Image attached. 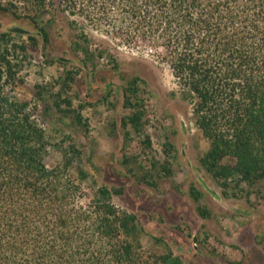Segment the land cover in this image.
Masks as SVG:
<instances>
[{"label": "trees", "instance_id": "trees-1", "mask_svg": "<svg viewBox=\"0 0 264 264\" xmlns=\"http://www.w3.org/2000/svg\"><path fill=\"white\" fill-rule=\"evenodd\" d=\"M58 1L116 44L151 47L209 141L201 162L215 179L264 178V0ZM28 40L0 31V264H184L144 250L136 216L107 187L87 197L65 164L46 166L44 131L17 95L37 45ZM141 83L125 90L133 123L143 118Z\"/></svg>", "mask_w": 264, "mask_h": 264}, {"label": "rangeland", "instance_id": "rangeland-1", "mask_svg": "<svg viewBox=\"0 0 264 264\" xmlns=\"http://www.w3.org/2000/svg\"><path fill=\"white\" fill-rule=\"evenodd\" d=\"M0 7V31L37 39L17 95L44 131L48 168L65 164L87 197L107 187L113 203L136 216L146 251L169 250L184 264H264V178L210 174L201 162L209 141L149 45L116 44L58 0ZM135 78L144 82L133 88L140 123L131 122L124 97Z\"/></svg>", "mask_w": 264, "mask_h": 264}]
</instances>
